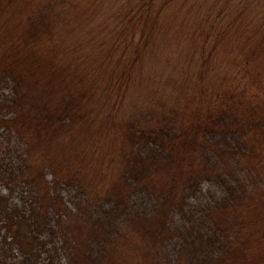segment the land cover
I'll use <instances>...</instances> for the list:
<instances>
[{
  "label": "trees",
  "instance_id": "trees-1",
  "mask_svg": "<svg viewBox=\"0 0 264 264\" xmlns=\"http://www.w3.org/2000/svg\"><path fill=\"white\" fill-rule=\"evenodd\" d=\"M144 1L0 0V182L22 197L0 194V264H264L262 68L230 54L187 84ZM210 178L225 193L169 253Z\"/></svg>",
  "mask_w": 264,
  "mask_h": 264
},
{
  "label": "rangeland",
  "instance_id": "rangeland-1",
  "mask_svg": "<svg viewBox=\"0 0 264 264\" xmlns=\"http://www.w3.org/2000/svg\"><path fill=\"white\" fill-rule=\"evenodd\" d=\"M132 1L137 3L139 0ZM144 2L147 6H151L147 0ZM149 2L155 4L154 7L151 6L154 9L163 3L165 10H162V15L169 20L166 26L168 34L183 36V40L175 44V48L168 44L163 50L168 53L178 52L176 56L186 76L187 84L194 83V86H197L199 78H202L204 82V76L206 78L212 74L210 71L206 72L207 68L222 71L223 68L228 67L230 54L236 53L241 58L247 57L248 60L253 57L251 61L261 66L262 72L257 71L263 77L264 86V62L262 59L259 61L255 57L257 54H254V51H257L264 57V0H150ZM140 5L137 4V6ZM236 5L244 12L240 13L238 21L231 27L239 35L232 32L228 24L232 16L231 9ZM106 17L107 15L103 14L100 19H106ZM107 21L110 24L121 23V19L115 22L111 17H107ZM194 31V36H186L188 32ZM137 36H139V29L134 31V37ZM147 57L146 55L145 59ZM155 62L156 59H153L151 65L153 77L167 81L168 90L172 91L176 83L169 78V67L162 60L160 66L155 65ZM251 65L258 69L256 65ZM252 71L255 70L252 69ZM52 149L55 148L52 147ZM238 174L245 175L244 171ZM224 193V185L219 180L210 178L201 181L195 194L188 198L185 206L172 216L171 227L177 235L167 243L166 251L172 253L179 248L178 240L182 239L180 235L186 233L189 236L204 231L202 224L207 223H204L202 210L212 205ZM0 194L7 195L13 202L22 198L19 192L11 191L1 182ZM147 208L149 209L148 203Z\"/></svg>",
  "mask_w": 264,
  "mask_h": 264
}]
</instances>
